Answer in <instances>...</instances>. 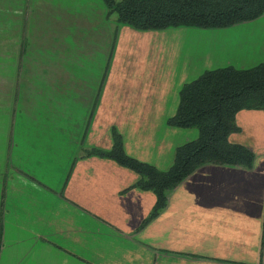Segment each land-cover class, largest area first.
Here are the masks:
<instances>
[{
    "label": "crops",
    "instance_id": "obj_1",
    "mask_svg": "<svg viewBox=\"0 0 264 264\" xmlns=\"http://www.w3.org/2000/svg\"><path fill=\"white\" fill-rule=\"evenodd\" d=\"M111 14L103 0H0V264H264V109L237 111L228 136L253 152L249 168L200 165L141 227L154 194L86 154L110 148L113 126L128 156L166 169L178 132L147 42L182 28L179 89L203 70L264 62V13L159 30Z\"/></svg>",
    "mask_w": 264,
    "mask_h": 264
},
{
    "label": "trees",
    "instance_id": "obj_2",
    "mask_svg": "<svg viewBox=\"0 0 264 264\" xmlns=\"http://www.w3.org/2000/svg\"><path fill=\"white\" fill-rule=\"evenodd\" d=\"M117 25L136 30L168 27L220 28L249 21L264 13V0H103ZM174 113L165 123L176 128L194 127L195 138L175 146L170 165L160 170L128 156L120 134L110 127L111 146L92 148L96 154L132 170L133 187L151 191L154 203L140 227L154 218L166 204V193L194 169L205 163L249 168L253 152L228 140L237 132L235 114L241 109H264V62L249 68L224 66L203 70L178 89Z\"/></svg>",
    "mask_w": 264,
    "mask_h": 264
},
{
    "label": "rangeland",
    "instance_id": "obj_3",
    "mask_svg": "<svg viewBox=\"0 0 264 264\" xmlns=\"http://www.w3.org/2000/svg\"><path fill=\"white\" fill-rule=\"evenodd\" d=\"M111 17L115 18L116 16L114 13H112ZM180 29H182V28H169L168 30H166V32L170 33V34H167L161 40H160V38H157L155 41H148L147 47L146 48L144 47L145 48V54L147 55V62L150 61L148 56L151 59L155 60L156 62L160 61L159 63L157 62L158 68L156 70L155 75L158 76L161 79V81H164V83H165L164 90H167V94H166L167 106L164 110V113H166V114H171L172 112H174L175 108H176V103H177L178 87L175 88V68L180 66V64L178 61L175 60V51L177 52V56L180 55V58H181L183 56V54L180 52L182 44H179V47L177 46V44L179 43V39H180V41L183 40V41L187 42L186 37H183L182 35L181 36L178 35V31ZM175 34L177 36H175ZM156 43L157 44L159 43V45H161V44L163 45V48H162L163 51L161 54L160 53L157 54V52H155ZM139 46H141V43L134 41V42H131L129 47L132 50H134L135 48H139ZM194 50L195 49L192 48V52ZM187 55H188V53H186V56ZM100 62H101V64H103L101 56H100ZM153 64L155 66L156 63L154 62ZM85 70H87V69H85ZM94 75H96V74H94ZM161 76L165 77V80L162 79ZM191 78L192 77H190V79ZM172 84H174L173 87H172ZM126 88H127V84H124V85L118 86L117 90L124 92V91L128 90ZM175 131H176V133L178 132V134H175V138L173 139V142H175V146L178 144H181L185 141L191 140V139L195 138L197 135V130L194 127H189V128H176L175 127ZM195 132H196V135L194 137H192Z\"/></svg>",
    "mask_w": 264,
    "mask_h": 264
}]
</instances>
